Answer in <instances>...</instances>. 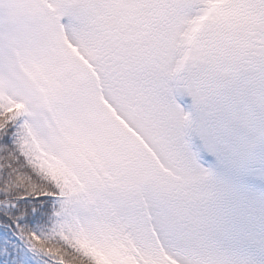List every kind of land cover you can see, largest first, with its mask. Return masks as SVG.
Returning <instances> with one entry per match:
<instances>
[{
	"label": "snow or ice",
	"instance_id": "1",
	"mask_svg": "<svg viewBox=\"0 0 264 264\" xmlns=\"http://www.w3.org/2000/svg\"><path fill=\"white\" fill-rule=\"evenodd\" d=\"M0 264H264V0H0Z\"/></svg>",
	"mask_w": 264,
	"mask_h": 264
}]
</instances>
